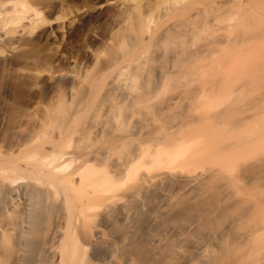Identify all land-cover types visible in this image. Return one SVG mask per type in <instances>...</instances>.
Instances as JSON below:
<instances>
[{
  "label": "bare ground",
  "instance_id": "obj_1",
  "mask_svg": "<svg viewBox=\"0 0 264 264\" xmlns=\"http://www.w3.org/2000/svg\"><path fill=\"white\" fill-rule=\"evenodd\" d=\"M146 8L91 64L46 60L66 85L0 144V264H264V96L239 108L264 0Z\"/></svg>",
  "mask_w": 264,
  "mask_h": 264
},
{
  "label": "rangeland",
  "instance_id": "obj_2",
  "mask_svg": "<svg viewBox=\"0 0 264 264\" xmlns=\"http://www.w3.org/2000/svg\"><path fill=\"white\" fill-rule=\"evenodd\" d=\"M13 1L0 3V144L21 141L39 117L40 105L52 99L56 88L66 85L64 77L48 72L46 60L53 56L50 54H58L71 46L67 49L72 50L71 54L54 66L61 72L74 61L91 64L87 50L105 49L120 29L118 21L128 20L127 25H133L135 16L145 13L146 6H152L155 0H20L24 7H19L18 1L17 8L24 11L22 16L20 12L19 15L11 13L17 2ZM257 47L260 50L255 67L261 72L264 41ZM247 91L245 103L239 104V108L247 107L253 98H263L264 76L261 73L256 86ZM261 112L257 129L264 126V109ZM261 129L259 135L264 140ZM261 145L263 150L264 143Z\"/></svg>",
  "mask_w": 264,
  "mask_h": 264
}]
</instances>
